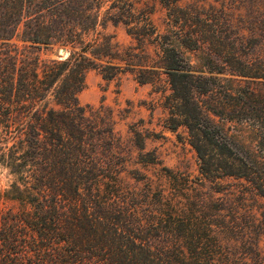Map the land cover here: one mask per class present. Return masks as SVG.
<instances>
[{
    "label": "trees",
    "instance_id": "trees-1",
    "mask_svg": "<svg viewBox=\"0 0 264 264\" xmlns=\"http://www.w3.org/2000/svg\"><path fill=\"white\" fill-rule=\"evenodd\" d=\"M182 1L0 0V264H262L264 25L252 49L224 9ZM62 47L65 59L39 54ZM89 69L168 85L165 127H185L199 176L170 171L152 213L112 111L79 102ZM205 184L185 213L180 199ZM247 198L261 208L249 225Z\"/></svg>",
    "mask_w": 264,
    "mask_h": 264
},
{
    "label": "rangeland",
    "instance_id": "rangeland-1",
    "mask_svg": "<svg viewBox=\"0 0 264 264\" xmlns=\"http://www.w3.org/2000/svg\"><path fill=\"white\" fill-rule=\"evenodd\" d=\"M189 1H196L205 7L212 5L219 10L224 9L226 18L244 29L248 47L253 49L259 41V28L264 25V0H183L182 4ZM164 16L165 10L157 4L153 15L154 22L162 26ZM251 28L256 29L254 34L249 31ZM105 33L115 34V40L120 46L131 44L130 37L121 25L117 27L109 25ZM54 51L41 49L39 54L41 57L54 58L56 57ZM169 94L170 90L164 76L155 85L140 84L129 71L107 80L102 77L99 70L89 69L85 75L84 87L78 95L81 105L96 107L103 103L112 111L116 121L119 151L131 156L128 168H137L141 173L140 180L128 179L129 183L136 188L145 187L146 182L152 186L146 200L148 203L146 209L151 213L161 206L159 196L155 192L156 189L167 190L169 185L167 175L170 171L192 179L199 176L198 159L188 142L185 127L179 126L175 132L165 127V119L168 116L165 97ZM140 142L144 144L143 150L137 148ZM138 152L144 154L142 160L138 159ZM10 182L11 176L5 168L0 167V190L6 189ZM196 193L206 198L212 192L205 184L201 192H192L189 200L181 198L180 206L182 205L185 213L190 212L189 202H197L199 199ZM252 211L255 217L248 216ZM260 211V200L247 198L243 212L248 225L254 218L255 222L259 220ZM251 240L256 244L264 264V235H259L256 231L251 232Z\"/></svg>",
    "mask_w": 264,
    "mask_h": 264
},
{
    "label": "water",
    "instance_id": "water-1",
    "mask_svg": "<svg viewBox=\"0 0 264 264\" xmlns=\"http://www.w3.org/2000/svg\"><path fill=\"white\" fill-rule=\"evenodd\" d=\"M58 59H65L68 56V51L66 48L62 47L58 53L55 55Z\"/></svg>",
    "mask_w": 264,
    "mask_h": 264
}]
</instances>
